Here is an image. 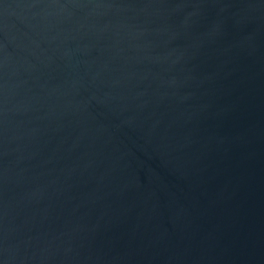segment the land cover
Instances as JSON below:
<instances>
[{"label":"water","instance_id":"water-1","mask_svg":"<svg viewBox=\"0 0 264 264\" xmlns=\"http://www.w3.org/2000/svg\"><path fill=\"white\" fill-rule=\"evenodd\" d=\"M0 264H264V0H0Z\"/></svg>","mask_w":264,"mask_h":264}]
</instances>
